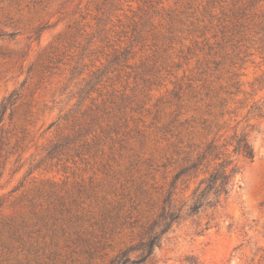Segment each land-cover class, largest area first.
I'll return each instance as SVG.
<instances>
[{
    "label": "rangeland",
    "instance_id": "rangeland-1",
    "mask_svg": "<svg viewBox=\"0 0 264 264\" xmlns=\"http://www.w3.org/2000/svg\"><path fill=\"white\" fill-rule=\"evenodd\" d=\"M12 91L0 264H110L165 205L181 218L144 264H264V0H0ZM234 134L253 158L231 153L226 200L186 214L218 161L172 189L182 157Z\"/></svg>",
    "mask_w": 264,
    "mask_h": 264
},
{
    "label": "trees",
    "instance_id": "trees-1",
    "mask_svg": "<svg viewBox=\"0 0 264 264\" xmlns=\"http://www.w3.org/2000/svg\"><path fill=\"white\" fill-rule=\"evenodd\" d=\"M19 97L15 91L10 92L3 98L0 104V122L3 119L5 111L10 108ZM232 146L231 152H224L222 149ZM193 151H189L181 159V163L176 170L172 189L176 187V181L180 177L195 176L196 172L205 168L202 166L203 161L209 158V161L217 160V164L210 171L205 170L207 175L202 178L191 194V201L186 208V214H195L204 205L208 207H216L226 200L234 186V175L238 171V166L231 158V153L241 155L245 159L251 160L254 156V149L246 134H234L229 140L222 144L215 143L211 140L206 144L204 149L193 155ZM172 191L168 198L170 202ZM181 218L178 209H172L169 206H163L162 211L144 230L141 241L120 250L110 261V264H144L149 256L153 254L155 247L160 244L162 235L166 233L173 223ZM157 229V230H156ZM137 251L138 255L134 258L130 257V253Z\"/></svg>",
    "mask_w": 264,
    "mask_h": 264
}]
</instances>
